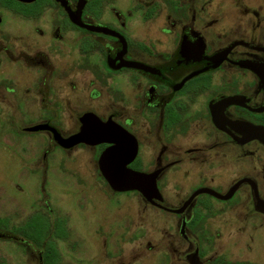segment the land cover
Wrapping results in <instances>:
<instances>
[{
  "label": "flooded vegetation",
  "instance_id": "flooded-vegetation-1",
  "mask_svg": "<svg viewBox=\"0 0 264 264\" xmlns=\"http://www.w3.org/2000/svg\"><path fill=\"white\" fill-rule=\"evenodd\" d=\"M222 1L0 0V149L44 147L20 167L39 189L0 210V264H264V146L240 127L264 126V0ZM95 124L133 137L155 194L111 188L114 144L56 141Z\"/></svg>",
  "mask_w": 264,
  "mask_h": 264
},
{
  "label": "water",
  "instance_id": "water-1",
  "mask_svg": "<svg viewBox=\"0 0 264 264\" xmlns=\"http://www.w3.org/2000/svg\"><path fill=\"white\" fill-rule=\"evenodd\" d=\"M240 127L245 137L257 140L264 146V126L244 123ZM39 129L40 127H36L32 131ZM56 141L65 148L79 143L114 144L113 148L105 150L99 158L101 174L111 188L117 192L137 191L147 196L157 192L153 177L127 167L136 154L137 144L133 137L118 125H84L79 134L67 140L57 136Z\"/></svg>",
  "mask_w": 264,
  "mask_h": 264
},
{
  "label": "rangeland",
  "instance_id": "rangeland-1",
  "mask_svg": "<svg viewBox=\"0 0 264 264\" xmlns=\"http://www.w3.org/2000/svg\"><path fill=\"white\" fill-rule=\"evenodd\" d=\"M205 0H198V5L202 4V2ZM210 1V11L214 12L215 5L217 0H209ZM225 6L228 8H231L233 11L239 6L242 5V3L239 0H223L222 1ZM232 20L234 21V17H232ZM257 126V125H256ZM43 143L37 140H31L23 141L19 143L18 150L20 151H26V153L18 154V160L14 157H10L8 155L9 153L2 152L5 151V148L2 147L0 149V210L2 209V213L7 214L6 211L9 213L14 212L16 204L25 205L22 201H26L27 203L29 200H31V193L36 192L37 189L40 187V183L42 181V176H34L32 177L31 170L30 169H21L20 167H24L25 165H29L32 167H37L43 164V159L41 157L43 152ZM90 160L89 157H65V158H54L51 159L52 162H50L51 165L55 166H66L70 169L83 167L86 163V161ZM23 171V172H21ZM99 182H101V179H99ZM42 185V184H41ZM132 202V208L135 206L134 201L131 199ZM67 203V202H66ZM136 207L132 210V219L134 217V210ZM6 210V211H5ZM1 213V211H0ZM36 216V214L34 215ZM33 220H41L39 219V216L34 217ZM42 221H35L32 226L31 224L25 225L22 227L26 230L24 233H28L31 238L34 240H42ZM142 224L140 221H138L135 218V221H131V229L135 230L138 229V225ZM81 225L83 228L86 227L85 222H81ZM41 226V227H40ZM37 229L39 227V234H37L34 231V228ZM27 228V229H26ZM5 250L7 252H4L9 254L11 256L12 251V245H5ZM3 248V249H4ZM5 254V255H7ZM8 257V255H7ZM9 259V257H8Z\"/></svg>",
  "mask_w": 264,
  "mask_h": 264
}]
</instances>
